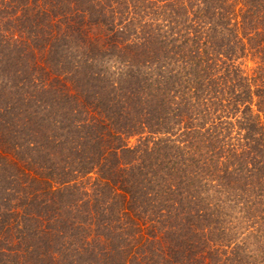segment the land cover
<instances>
[{"label":"trees","instance_id":"obj_1","mask_svg":"<svg viewBox=\"0 0 264 264\" xmlns=\"http://www.w3.org/2000/svg\"><path fill=\"white\" fill-rule=\"evenodd\" d=\"M0 264H264V0H0Z\"/></svg>","mask_w":264,"mask_h":264}]
</instances>
